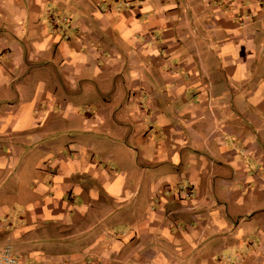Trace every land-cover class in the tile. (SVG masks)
<instances>
[{"label": "crops", "instance_id": "crops-1", "mask_svg": "<svg viewBox=\"0 0 264 264\" xmlns=\"http://www.w3.org/2000/svg\"><path fill=\"white\" fill-rule=\"evenodd\" d=\"M6 248L264 264V0H0Z\"/></svg>", "mask_w": 264, "mask_h": 264}, {"label": "built area", "instance_id": "built-area-1", "mask_svg": "<svg viewBox=\"0 0 264 264\" xmlns=\"http://www.w3.org/2000/svg\"><path fill=\"white\" fill-rule=\"evenodd\" d=\"M0 264H17V259L11 255L8 248L0 250Z\"/></svg>", "mask_w": 264, "mask_h": 264}]
</instances>
